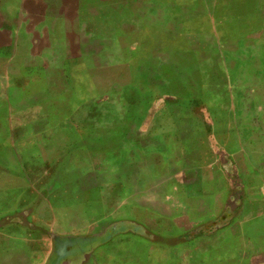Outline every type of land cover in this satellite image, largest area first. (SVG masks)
Here are the masks:
<instances>
[{
	"label": "crops",
	"instance_id": "0c3cea01",
	"mask_svg": "<svg viewBox=\"0 0 264 264\" xmlns=\"http://www.w3.org/2000/svg\"><path fill=\"white\" fill-rule=\"evenodd\" d=\"M70 6L71 0H0L1 81L28 78L27 64L37 61L43 76L55 79L45 66L68 55ZM18 65L21 76L14 73ZM54 84L38 94L53 99L61 93ZM16 91L28 93L1 88L0 106L24 104ZM41 123L44 129L33 134L11 116L0 120V247L19 238L22 256L35 264H264L257 260L264 258L263 180L245 184L244 191L259 192L256 206L245 200L221 218L233 200L222 197L232 187L222 188L216 153L203 167L198 150L189 166L186 138L118 135L119 159L110 160L106 148L93 154L94 138L76 122ZM54 125L73 134H55ZM30 142L56 147L31 167L41 175L36 181L29 179L27 156L20 166L13 163ZM259 167L264 170V156ZM218 221L223 224L205 233Z\"/></svg>",
	"mask_w": 264,
	"mask_h": 264
},
{
	"label": "rangeland",
	"instance_id": "374dc122",
	"mask_svg": "<svg viewBox=\"0 0 264 264\" xmlns=\"http://www.w3.org/2000/svg\"><path fill=\"white\" fill-rule=\"evenodd\" d=\"M69 12L68 55L45 66L55 79H46L37 61L27 64L28 78L0 80V89L28 90L16 91L24 104L0 106V120L11 116L33 134L44 129L43 119L76 122L94 138L93 154L106 148L110 160L119 159L118 135L181 136L193 151L189 166L198 150L203 167L216 153L222 188L232 187L223 192L233 203L221 218L245 200L256 206L259 192L244 188L264 181V0H76L75 7L71 0ZM21 67L14 73L23 75ZM53 84L62 94L43 99L38 93ZM27 148L13 163L27 156L29 179L36 181L41 175L31 167L56 147L30 142ZM8 246L0 247V264H35L22 256L19 238Z\"/></svg>",
	"mask_w": 264,
	"mask_h": 264
}]
</instances>
